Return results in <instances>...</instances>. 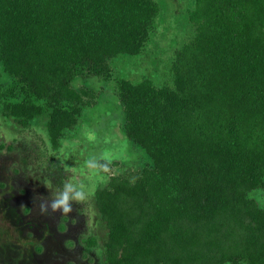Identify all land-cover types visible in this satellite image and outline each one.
I'll return each mask as SVG.
<instances>
[{"label": "trees", "instance_id": "trees-1", "mask_svg": "<svg viewBox=\"0 0 264 264\" xmlns=\"http://www.w3.org/2000/svg\"><path fill=\"white\" fill-rule=\"evenodd\" d=\"M155 13L151 0H0V65L50 108L53 147L76 123L58 105L94 104L70 86L75 67L136 55ZM187 20L172 89L116 84L124 134L151 167L94 192L104 264H264V211L246 197L264 173V0H194ZM3 110L20 124L40 113Z\"/></svg>", "mask_w": 264, "mask_h": 264}, {"label": "rangeland", "instance_id": "rangeland-1", "mask_svg": "<svg viewBox=\"0 0 264 264\" xmlns=\"http://www.w3.org/2000/svg\"><path fill=\"white\" fill-rule=\"evenodd\" d=\"M151 1L156 13L136 55L108 59L106 72L75 67L70 86L91 92L94 104L58 105L74 111L76 123L61 132L55 147L46 132L48 105L22 92L0 65V264H104L106 227L94 192L111 176H135L151 167L124 134L116 84L148 80L156 89H172L175 54L194 34L187 20L194 0ZM19 101L39 106L40 113L20 124L3 110ZM65 193L66 203L53 208ZM246 197L264 211V173Z\"/></svg>", "mask_w": 264, "mask_h": 264}, {"label": "clouds", "instance_id": "clouds-1", "mask_svg": "<svg viewBox=\"0 0 264 264\" xmlns=\"http://www.w3.org/2000/svg\"><path fill=\"white\" fill-rule=\"evenodd\" d=\"M67 199H68V196H67V193H65L61 199H59L58 201H56L53 204V208H57V207L64 205L66 203ZM68 211H69V209L67 207H65L64 212H68Z\"/></svg>", "mask_w": 264, "mask_h": 264}]
</instances>
